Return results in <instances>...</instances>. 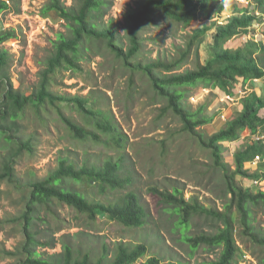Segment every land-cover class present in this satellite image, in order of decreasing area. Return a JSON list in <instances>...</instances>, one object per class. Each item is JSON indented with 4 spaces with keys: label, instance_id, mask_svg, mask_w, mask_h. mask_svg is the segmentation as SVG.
Segmentation results:
<instances>
[{
    "label": "rangeland",
    "instance_id": "374dc122",
    "mask_svg": "<svg viewBox=\"0 0 264 264\" xmlns=\"http://www.w3.org/2000/svg\"><path fill=\"white\" fill-rule=\"evenodd\" d=\"M62 1L68 5L73 3L72 0ZM221 1L224 12L211 20L201 19L186 29L155 13L153 23L146 25L141 32V52L131 60L130 66L119 60L106 43L92 39L82 44L77 69L63 65L57 70L50 79V92L57 97L76 95L86 98L89 100L88 109L100 116L92 118L86 112L79 111L75 104L55 99L45 108L30 106L19 120L22 125L20 136L30 143L32 150H23L17 159V180L0 186V250L6 248L17 252L16 257H0V264H20L25 258L20 248L26 240L22 217L28 195L21 192L19 187L26 189L32 182L47 178L57 169L61 156L70 158L80 167L103 166L109 160L124 158L128 162L125 171L132 175L134 185L123 195L136 191L142 197L150 211L149 223L144 228L128 229L107 218L90 221L72 207L52 201L49 207H42L41 219L36 220L33 228L34 232L39 233L37 239L42 244H48L37 248L44 258L61 253L63 243L71 244L76 252L90 253L96 260L102 257L107 245L108 257L112 258L118 244L123 243L132 246L145 244L148 247L147 255L139 264L151 257L161 259L163 264H212L219 260L221 249L200 247L191 252L189 245L182 241L184 233L196 236L215 232L214 224L204 217H194L186 232L176 229V218L149 190L151 187L172 190L176 186L184 190L185 199L195 196L206 208L222 210L228 201L223 195V172L215 168L210 152L204 150L190 134L182 131L183 124L179 117L172 112L161 114V109L165 107L163 99L156 95L149 78L137 67L139 64L175 57L177 48L183 47L193 32L211 27L215 21L227 23L229 17L241 14V8L249 7L253 11L247 0ZM48 2L21 0L17 12L7 11L1 15L3 27L15 30L17 37L0 46V50L8 52L14 87L27 95L39 88L41 72L55 55L54 42L58 34L67 32L66 22L56 14H42ZM135 7V0H105L102 7L105 14L102 27L113 22L117 42L125 51L129 47L125 14ZM250 30L249 35L234 38L228 46L236 49L252 39L264 43V23L255 24ZM216 32L214 27L208 31L202 45L195 48L189 63L180 72L206 64ZM158 73L160 76L166 74L161 70ZM239 86L236 95H233L234 101L228 103L220 100L224 92L211 87L198 85L181 89L185 92L182 104L187 110L196 112L206 105L205 113L214 117L212 123L198 129L205 138L220 131L228 120L240 112L237 108L242 105L245 96L256 91L261 95L264 93L263 80L241 82ZM63 116L103 136V139L110 135L96 127L97 120L103 123L111 118L120 132L117 135L127 136L126 146L117 151L112 144L97 143L92 138L80 141L71 135L63 123ZM248 135L244 132L241 136ZM246 143L245 137L237 142L224 143L223 156L231 168L234 167L235 152ZM9 151L0 141V172ZM237 182L253 192L264 191V186L258 189L254 187L252 180L238 177ZM78 188L83 189L91 199L104 203L115 202L120 197V193H111L108 189L102 192L99 184L86 186L82 183ZM250 210L253 226L264 232V208L250 205ZM242 232L238 226L236 237L241 248V254L236 259L238 264H259L263 249L254 246Z\"/></svg>",
    "mask_w": 264,
    "mask_h": 264
},
{
    "label": "trees",
    "instance_id": "16d2710c",
    "mask_svg": "<svg viewBox=\"0 0 264 264\" xmlns=\"http://www.w3.org/2000/svg\"><path fill=\"white\" fill-rule=\"evenodd\" d=\"M68 5L62 0H49L42 9V14L54 13L66 22L67 32L58 34L54 42L55 55L50 59L48 67L41 72V81L37 91L30 95L17 90L12 82L9 65V55L6 50H0V141H3L10 150L5 157L0 172V186L11 184L17 180L16 162L22 151L32 150L30 143L20 136L22 125L19 120L30 106L45 108L46 104L54 103L55 99L61 102L75 104L79 111L86 112L92 118L100 115L88 109V99L80 96L57 97L50 92V79L63 65L77 69V58L81 46L87 40H98L106 43L125 65H132L131 60L141 52L140 35L143 28L153 23L155 13H159L168 20L191 28L193 23L201 20H211L224 12V3L221 0H135L136 7L125 14L126 36L129 43L127 51L117 42L116 28L111 21L107 27H102L104 13L102 7L105 0H72ZM253 7L241 8L239 14L229 17L227 23L213 22L211 27L196 30L188 37L183 47L177 48V55L168 60H156L146 65L139 64L141 70L150 80L153 91L163 99L165 107L161 114L172 112L179 117L182 131L191 135L200 146L210 152L215 168L222 173L224 180L223 195L228 201L222 210L206 208L199 199L192 196L185 199V192L179 187L172 190L151 187L150 192L160 199L167 212L176 218L175 227L186 232L194 217H204L214 224L215 232L200 233L189 236L184 233L182 241L189 245L191 252L200 247L221 249L219 260L212 264H238L237 257L241 248L236 237L237 227L243 230L242 235L262 250L259 264H264V232L253 226L250 205L264 208V191L253 192L249 188L239 186L237 178L246 180L264 181V164L252 172L247 165L251 164L259 155L264 156V139L256 141L255 136H264V93L253 92L242 99V111L227 121V124L217 133L205 138L199 133L214 120L213 116L205 113L206 105L196 112L187 110L182 101L184 87H196L219 90L227 95H236L241 82L264 79V43L254 39L248 40L243 46L230 48L228 44L238 37L247 36L255 24L264 23V0H247ZM21 0H0V46L16 38V31L5 29L1 15L7 11L17 12ZM257 14H260L259 17ZM217 32L210 46L209 59L206 64H200L193 70H180L189 63L195 48H199L204 37L211 28ZM164 71V76L159 71ZM133 82V81H132ZM109 118L106 122L97 120L96 127L108 134L107 139L92 133L87 128L67 116H63V123L71 135L80 140L93 139L97 143L112 144L117 151L126 146L127 136L117 135L116 126ZM249 131L247 143L234 154V167L225 162L223 156L224 143L237 142L242 133ZM16 150V151H15ZM229 165V166H228ZM128 162L109 160L103 166H78L68 157L61 156L58 167L47 178L32 182L24 189L26 193V210L23 214L22 230L25 236L24 245L20 250L25 258L20 264H139L149 249L145 244L137 246L118 244L117 251L109 258L107 245L100 259H93L90 253L76 252L69 243L62 244V252L44 258L38 251L42 244L37 239L39 233L34 232L37 219H41L42 207H49L52 201H57L72 207L78 213L85 215L90 221L107 218L119 225L128 228H144L149 223L150 211L142 197L136 191H125L134 185L132 175L125 171ZM90 186L99 184L102 192L120 193L117 201L108 203L91 199L79 184ZM56 243L53 244V246ZM50 245V244H49ZM193 254H190V256ZM17 252L6 248L0 250L1 258L16 257ZM143 264H163L156 257L149 258ZM175 264V263H167Z\"/></svg>",
    "mask_w": 264,
    "mask_h": 264
},
{
    "label": "built area",
    "instance_id": "2783aa9c",
    "mask_svg": "<svg viewBox=\"0 0 264 264\" xmlns=\"http://www.w3.org/2000/svg\"><path fill=\"white\" fill-rule=\"evenodd\" d=\"M220 100H221V102L228 103V101H234V96L224 94L221 96ZM223 118H225V115ZM255 139H256V141L263 140L264 136H255ZM261 164H264V156L263 155L257 156L255 158V160L251 163V166L258 167ZM252 181H253V186L256 187L257 189L264 186V181H259V180H252Z\"/></svg>",
    "mask_w": 264,
    "mask_h": 264
},
{
    "label": "crops",
    "instance_id": "0c3cea01",
    "mask_svg": "<svg viewBox=\"0 0 264 264\" xmlns=\"http://www.w3.org/2000/svg\"><path fill=\"white\" fill-rule=\"evenodd\" d=\"M259 81H260V80H259ZM263 81H264V79H263ZM251 82H252V81H251ZM256 92H258V91H256ZM258 93H259V92H258ZM259 94H261V93H259ZM237 109L241 112L242 109H243L242 105L240 104V107H238ZM261 115L264 116V110L261 111ZM248 133H250V132L247 131V132H246V135H248ZM244 137H245V139H246L248 136H241L240 139L242 140ZM247 167H248L252 172H255V171H257V170L259 169V168H258L259 166H258V167H256V166H251V164H248Z\"/></svg>",
    "mask_w": 264,
    "mask_h": 264
}]
</instances>
